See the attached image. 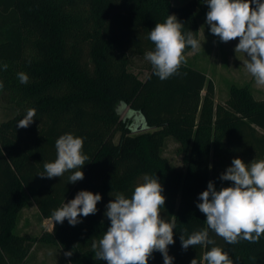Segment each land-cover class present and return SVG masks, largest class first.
I'll return each instance as SVG.
<instances>
[{
	"label": "trees",
	"instance_id": "16d2710c",
	"mask_svg": "<svg viewBox=\"0 0 264 264\" xmlns=\"http://www.w3.org/2000/svg\"><path fill=\"white\" fill-rule=\"evenodd\" d=\"M0 98L15 114L0 121V264H27L36 244L59 248L71 264H106L94 259L91 245L110 226L106 205L117 193L131 198L143 177H157L164 188L161 216L174 223L169 245L173 264H198L213 246L234 264H264V234L259 242L228 244L211 229L215 243L184 250L180 235L207 229L197 208L199 194L213 181L231 186L220 175L234 158L264 159V100L248 86H231L224 105L215 104V86L206 73L183 63L161 80L148 61L144 80L130 69L154 51L148 39L156 23L175 14L182 32L199 41L197 0L175 7L172 0H0ZM5 14V15H3ZM193 49L186 47L184 56ZM7 65L4 70L3 65ZM18 73H25L23 84ZM123 101V106L120 102ZM34 108V122L16 127ZM119 109V111H117ZM83 138L89 157L84 179L41 178L44 163L54 162L55 142L63 134ZM119 140L115 143V138ZM173 140L185 169L164 156ZM80 190L102 197L94 215L72 226L65 220L39 237L18 233L21 213L35 205L42 220L75 198ZM148 264H164L154 252Z\"/></svg>",
	"mask_w": 264,
	"mask_h": 264
},
{
	"label": "clouds",
	"instance_id": "9594fccd",
	"mask_svg": "<svg viewBox=\"0 0 264 264\" xmlns=\"http://www.w3.org/2000/svg\"><path fill=\"white\" fill-rule=\"evenodd\" d=\"M204 3L208 7L206 24L210 26V32L225 43L238 39L235 52L246 54L247 72L258 86H264V0H204ZM183 25L172 14L150 30L148 39L155 49L146 52L145 59L161 80L178 73L186 62V47L191 46L193 50L201 48L194 32H182ZM3 68L6 70L7 65H3ZM18 79L26 84L29 78L25 73H18ZM3 87L0 81V90ZM123 104L121 101L120 105ZM35 116L36 110L28 109L16 127H29ZM83 144L81 137L71 133L61 135L55 142L56 159L44 163V171L38 176L51 179L71 171L69 183L83 180L81 168L89 160L83 153ZM219 179L233 183L217 190L214 182L209 181L207 189L199 194L200 202L196 206L206 217L208 227L193 232L187 239L181 234L184 250L190 246L214 244L209 238L208 229L228 244L241 240L257 243L264 234V159L245 163L241 158H234ZM143 181L135 187L131 198L117 193L115 199L107 203L104 216L110 221V226L103 237L94 240L91 245L95 260L106 261V264H148L153 253L160 252L164 264H173L174 257L169 255L168 247L175 243V224L161 216L160 210L166 202L164 188L156 176L145 175ZM101 199L99 193L78 191L75 198L53 211V228L65 220L75 226L82 222L81 216L96 214ZM64 255L71 257L73 251H67ZM203 259L207 264H234L228 253L216 246L207 251ZM190 264H198L197 259H192Z\"/></svg>",
	"mask_w": 264,
	"mask_h": 264
},
{
	"label": "rangeland",
	"instance_id": "374dc122",
	"mask_svg": "<svg viewBox=\"0 0 264 264\" xmlns=\"http://www.w3.org/2000/svg\"><path fill=\"white\" fill-rule=\"evenodd\" d=\"M191 0H172L175 7L188 4ZM200 10L199 18V42L201 48L193 50L189 56H185V64L206 73L215 86V104L224 105L229 99L231 86H248L257 100H264V86H258L255 79L246 70L247 56L244 53H236L235 48L239 40L222 42L219 37L210 32V26L206 24L207 4L204 0H197ZM146 59H136L130 69L139 79L144 80L147 76ZM13 105L0 98V121L6 120L15 114ZM119 135L115 138V143ZM170 162L177 168L185 169L183 157L178 152L177 144L169 139L164 152ZM52 220H42L35 205L25 209L18 225V233L27 237H39L44 232L51 231ZM27 264H68L64 254L59 248L47 247L36 244L31 251Z\"/></svg>",
	"mask_w": 264,
	"mask_h": 264
},
{
	"label": "crops",
	"instance_id": "0c3cea01",
	"mask_svg": "<svg viewBox=\"0 0 264 264\" xmlns=\"http://www.w3.org/2000/svg\"><path fill=\"white\" fill-rule=\"evenodd\" d=\"M3 4H5L4 2H1V6H0V14H2L3 12H2V9L5 7V5H3ZM3 15H5V14H3ZM193 52V50L192 51H190L188 54H186L185 56H189V54H191ZM52 230H53V228H52ZM52 230L51 231H48V232H52Z\"/></svg>",
	"mask_w": 264,
	"mask_h": 264
}]
</instances>
